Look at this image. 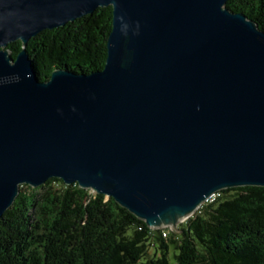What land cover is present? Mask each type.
<instances>
[{
  "label": "water",
  "instance_id": "obj_1",
  "mask_svg": "<svg viewBox=\"0 0 264 264\" xmlns=\"http://www.w3.org/2000/svg\"><path fill=\"white\" fill-rule=\"evenodd\" d=\"M226 1L0 0V218L21 184L50 178L152 229L264 186V31ZM109 5L103 68L41 81L30 38Z\"/></svg>",
  "mask_w": 264,
  "mask_h": 264
},
{
  "label": "trees",
  "instance_id": "obj_2",
  "mask_svg": "<svg viewBox=\"0 0 264 264\" xmlns=\"http://www.w3.org/2000/svg\"><path fill=\"white\" fill-rule=\"evenodd\" d=\"M225 7L264 31V0H228ZM111 26L109 5L30 38L26 48L37 76L45 81L54 69H102ZM7 49L15 58L22 44ZM216 194L174 233L150 228L114 199L77 183L21 184L0 218V264H171V249L174 264H264V186Z\"/></svg>",
  "mask_w": 264,
  "mask_h": 264
},
{
  "label": "rangeland",
  "instance_id": "obj_3",
  "mask_svg": "<svg viewBox=\"0 0 264 264\" xmlns=\"http://www.w3.org/2000/svg\"><path fill=\"white\" fill-rule=\"evenodd\" d=\"M216 195H217V194H216ZM218 195H219V194H218ZM202 204H203V203H202ZM196 212H197V211H196ZM196 212H195V213H196ZM195 213H194V214H195ZM189 217H190V216H189ZM189 217H188V218H189ZM188 218H187V219H188ZM187 219H185V220H187ZM185 220H183L182 222H178V223H177V227H176L175 229H172V228H169V227H167V228H165V229H169V230L173 231L174 233H177V232H178V229H177V228H179L181 225H183ZM162 228H164V227H158V228H153V229H162ZM172 251H173V250L171 249V250H170L171 254H170V256H169V261H170L171 264H174V259H173V257H172V256H173ZM150 252H151V253L153 252V248H150Z\"/></svg>",
  "mask_w": 264,
  "mask_h": 264
},
{
  "label": "bare ground",
  "instance_id": "obj_4",
  "mask_svg": "<svg viewBox=\"0 0 264 264\" xmlns=\"http://www.w3.org/2000/svg\"><path fill=\"white\" fill-rule=\"evenodd\" d=\"M220 191V190H219ZM218 192V191H217ZM217 199V195H216V192H214V193H212L209 197H207L206 198V200H204V202L203 203H208V204H210V203H212L214 200H216ZM188 218V217H187ZM187 218H185V219H187ZM185 219H183V220H185ZM182 220V221H183ZM181 221V222H182Z\"/></svg>",
  "mask_w": 264,
  "mask_h": 264
},
{
  "label": "built area",
  "instance_id": "obj_5",
  "mask_svg": "<svg viewBox=\"0 0 264 264\" xmlns=\"http://www.w3.org/2000/svg\"><path fill=\"white\" fill-rule=\"evenodd\" d=\"M206 204V203H205ZM162 229H165V228H162ZM163 236L166 237V232H163Z\"/></svg>",
  "mask_w": 264,
  "mask_h": 264
}]
</instances>
